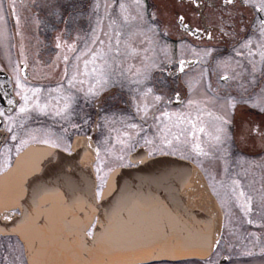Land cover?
I'll return each mask as SVG.
<instances>
[{"label": "flooded vegetation", "instance_id": "1", "mask_svg": "<svg viewBox=\"0 0 264 264\" xmlns=\"http://www.w3.org/2000/svg\"><path fill=\"white\" fill-rule=\"evenodd\" d=\"M30 1L0 0V112L4 113L0 116V173L9 171L31 144H55L71 151L78 136L90 137L96 146L97 185L101 178L105 182L114 167L136 163L131 154L137 149L148 155L180 156L202 171L224 216L221 237L211 255L195 261H207L217 253L219 264L238 255H264V241L256 230L251 232L257 235V243L247 250L224 242L223 237L226 216L233 222L227 228L234 232L237 219L264 220V58L260 55L264 52L260 27L264 13L241 0L231 4L224 0H199L198 4L142 0L143 23L160 26L163 49L154 50L149 36L122 34L132 26V16L135 23L139 18L121 0L75 2L58 10L59 18L51 9H42L38 0ZM123 13L130 16L126 22ZM179 17H184L183 24ZM75 19L81 34L69 31ZM116 33H120L119 56L108 47L112 37L115 48ZM101 48L104 59L98 57L88 70L102 68L105 78L97 83L98 75H78L84 71V61L91 58L88 50ZM73 75L87 82L72 87L68 81ZM92 85L98 94L88 93ZM37 88L40 92L33 95L31 90ZM25 96L30 97L28 110L21 113ZM156 96L162 99L156 101ZM65 103L69 107L55 115ZM183 116L195 120L204 132L189 135L191 126L178 119ZM184 129L177 141L174 135ZM196 143L207 155L196 154ZM47 176L46 170L31 163L9 175V194L23 193V198L32 201L30 193L35 189L39 203L30 218L41 219L47 211L41 203L52 197L51 171ZM241 192L245 195L240 196ZM0 213L14 218L22 209L11 204ZM223 256L228 259L221 262ZM185 261L192 259L138 264ZM0 264H27L23 240L15 232L0 230Z\"/></svg>", "mask_w": 264, "mask_h": 264}, {"label": "water", "instance_id": "2", "mask_svg": "<svg viewBox=\"0 0 264 264\" xmlns=\"http://www.w3.org/2000/svg\"><path fill=\"white\" fill-rule=\"evenodd\" d=\"M96 152L87 136L76 137L71 151L35 143L0 173V212L11 204L22 209L14 218L1 217L0 230L23 240L28 264H136L211 254L223 211L192 161L137 149L131 154L136 163L113 168L97 195ZM24 163L53 174L41 219L29 217L39 203L35 189L32 201L8 192L9 175Z\"/></svg>", "mask_w": 264, "mask_h": 264}, {"label": "rangeland", "instance_id": "3", "mask_svg": "<svg viewBox=\"0 0 264 264\" xmlns=\"http://www.w3.org/2000/svg\"><path fill=\"white\" fill-rule=\"evenodd\" d=\"M39 5L44 10H50L53 14H56V18H59L60 11L58 10H65L66 7L71 6V4L75 2H81L82 0H38ZM114 3V0H107V2ZM126 5L124 8H128L130 10V13L132 15L136 14L139 18V21L135 23L134 16H132V26L129 27L126 31H124L122 34L125 36L129 35H145L149 36L151 40L154 42V50H162V40L160 37V31H158L160 26L154 25V24H144L142 16H144V13L142 11V0H121ZM28 4H34V1L31 0L30 2H27ZM58 11V12H57ZM57 12V13H56ZM48 14V18H49ZM123 20L126 22L128 18H130L129 15H124L123 13ZM127 18V19H126ZM129 22V21H127ZM130 23V22H129ZM78 24V21L75 19L71 26L69 27V31L73 33H79L80 31H77L76 25ZM98 191H100L101 186L100 183L97 186ZM229 217L226 216V228L223 232V237L226 238L224 242H227L232 245H237L238 248L241 250H247L250 249L252 245L256 244V234L251 232V230H256L258 234H260L261 242L264 241V220H244V219H237L235 227V232L232 230V227L227 228L228 225L231 223L233 224L232 220L229 221ZM251 221V223H249ZM260 222V223H259ZM223 243V242H222ZM219 253L212 255L210 258H208L207 261H185V262H178V263H172V264H219L217 262ZM226 264H264V255H238L235 259H231Z\"/></svg>", "mask_w": 264, "mask_h": 264}, {"label": "snow or ice", "instance_id": "4", "mask_svg": "<svg viewBox=\"0 0 264 264\" xmlns=\"http://www.w3.org/2000/svg\"><path fill=\"white\" fill-rule=\"evenodd\" d=\"M14 2H15V0H13V3ZM192 2L198 4L199 3V0H192ZM224 2L226 4H231V3L234 2V0H224ZM241 2L242 3H252V4H254V6H256L257 11H259L261 13H264V0H259V3L258 4L256 3V0H241ZM121 7H123V5H121ZM178 19H179V22L181 24L184 23V17H179ZM184 27L187 28V25L185 24ZM260 27H261L262 34H264V20H261ZM97 39H98V37H97ZM95 42L96 41L94 40L93 43H95ZM100 44L103 45L104 44V41L103 40H100ZM120 44H121V41H120V33H116V36H115V48H113V46H112V37H109V45H108L109 51H114L117 56H119L121 54L120 53V47H119ZM69 50L70 51L74 50L73 46H69ZM88 51L91 52V58L89 60H85L84 61V71L82 73H78V75H84L86 77L89 76V75H98L97 83H100L101 80L105 78V73H104L103 69L102 68H98V67H92L91 68V71L89 72L88 66L90 64L95 65V62H96V60H97L98 57L103 60L104 57H105V54H104L102 48L100 50H98V51H95V52H92L91 49H89ZM85 54L86 53H82L81 55H85ZM260 55H261L262 58H264V52H261ZM77 59H80V57H77ZM65 60H67V57H65ZM105 63H107L106 60H105ZM180 64L183 66L184 61H180ZM181 71H183V67H181ZM225 79H227V77H225ZM86 82H87L86 80H78L77 79V75H73L69 79V81H68L69 85L72 86V87H75L76 83L84 84ZM31 91H32L33 95H36L37 93L40 92V89H38V88L37 89H32ZM149 92H151V89H149ZM88 93L90 95H96V94H98V91L95 90V85H92L88 89ZM29 99H30V97H28V96H25L24 97L25 105L20 108V112L21 113H24V112H26L28 110V100ZM37 99H38V97H37ZM161 99H162L161 96H156L155 97V100L156 101H160ZM9 103H11V101H9ZM37 107H39V105H37ZM46 107H47V105H45L43 108H40V111L41 112H44V110H45ZM68 107H69V105L67 103H65L64 107L63 108H57L55 110V113L54 114L57 115V116H60V115H62V113ZM143 111L145 112V115H147V105L144 106ZM2 115H4V113L3 112H0V116H2ZM163 115L165 117L168 116L167 113H164ZM157 119H159V117H157ZM178 119L181 122L186 121L191 126L192 132L189 133V135L195 136V133L196 132H204V128L202 126L198 127L197 126V123L195 122V120L191 119L190 117L183 116V117H178ZM196 120H199V117H196ZM225 123H227V121H225ZM132 127H135V125H133ZM185 131H187V129L181 130L180 135H174V138L177 141H179L180 140V136L183 135ZM13 139H15V137H13ZM217 140H219V137H217ZM45 142H47V141H45ZM21 143H24V141H22ZM149 143H150V141H149ZM166 143L169 144V145H171L172 141L166 139ZM52 146L53 147H56L57 145L53 144ZM193 149H194V151L196 152L197 155H207V153L204 152V150L201 148V146H200L199 143L194 144L193 145ZM18 151H19V149H18ZM120 159H123V157H120ZM5 163H7V162H5ZM101 180H102V184H101V189H102L104 181H103V178H101ZM97 195H100V191L97 192ZM244 195L245 194L243 192L240 193V196H244ZM250 210H251L250 208L247 209V211H250ZM0 216H3V218L5 220H8V219L11 218L10 215H6V214H2V213H0ZM249 223H251V221H249ZM87 234L89 236H91V232H89Z\"/></svg>", "mask_w": 264, "mask_h": 264}, {"label": "bare ground", "instance_id": "5", "mask_svg": "<svg viewBox=\"0 0 264 264\" xmlns=\"http://www.w3.org/2000/svg\"><path fill=\"white\" fill-rule=\"evenodd\" d=\"M163 4V3H162Z\"/></svg>", "mask_w": 264, "mask_h": 264}]
</instances>
